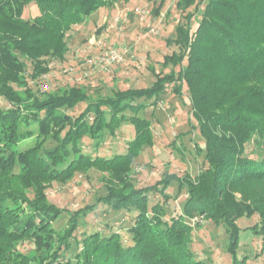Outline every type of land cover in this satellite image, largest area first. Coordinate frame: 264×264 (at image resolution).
<instances>
[{
	"label": "trees",
	"instance_id": "trees-1",
	"mask_svg": "<svg viewBox=\"0 0 264 264\" xmlns=\"http://www.w3.org/2000/svg\"><path fill=\"white\" fill-rule=\"evenodd\" d=\"M120 1L130 0H0V97L8 104L0 109V264H206L189 249L192 228L183 215L196 213L226 227L230 264H249L247 254H237L236 221L257 217L243 231L264 235V0H177L184 23L168 41L177 52L163 56L161 65L170 70L154 73L151 86L108 96L71 87L36 97L27 88L20 57L31 62L29 79L36 82L50 71L49 58L64 59L72 26ZM164 1L152 9L155 15ZM32 2L38 14L26 20L23 12ZM184 85L203 168L194 177L164 174L151 186L136 187L128 175L132 162L154 143L150 120L139 114L156 106L168 87L180 96ZM79 104L84 107L77 116L69 114ZM125 121L134 137L124 153L83 152L82 139L99 146ZM48 140L53 147H46ZM92 168L108 174L106 195L69 212L67 228L55 230L63 209L48 202L45 190ZM172 182L186 196L183 214L165 219V191ZM150 194L162 201L151 203ZM98 203L133 213L128 243L118 232L82 233L79 239V220ZM69 239L77 251L67 257ZM26 240H32L35 254L17 250Z\"/></svg>",
	"mask_w": 264,
	"mask_h": 264
},
{
	"label": "rangeland",
	"instance_id": "rangeland-1",
	"mask_svg": "<svg viewBox=\"0 0 264 264\" xmlns=\"http://www.w3.org/2000/svg\"><path fill=\"white\" fill-rule=\"evenodd\" d=\"M158 1H120L112 7L92 12L81 24L72 26L66 32L67 52L64 59L49 58L50 71L36 82L29 79L31 62L20 57L25 64L23 76L28 83L27 88H32L33 94L40 98L44 92L59 93L71 87H81L92 96H108L116 90L151 86L154 73L169 72L170 66L164 68L161 65L162 58L177 52L176 46L168 41L175 38L176 26L184 23V13L176 8L177 0H165L159 14L155 15L152 9ZM202 9L203 6L200 11ZM37 14V6L32 2L24 9L23 18L30 20ZM197 22L195 18L193 28ZM101 45L120 52L123 61L103 68L92 65V59L103 51ZM15 88L21 92L26 89L23 86ZM7 107V102L0 97V109ZM83 107V104H79L68 112L77 116ZM126 115L129 117L131 114ZM139 115L150 120L154 143L150 147H144L133 160L128 172L133 185L151 186L164 174H187L194 177L202 170L203 153L197 149L202 143L198 138L197 128L193 127L195 122L191 117L185 85L180 96L168 87L156 106H148ZM133 137V127L129 121H125L113 136L106 133L99 146H94L95 141L87 138L82 139L81 145L83 152L91 156L112 157L124 153L126 144ZM53 146L54 142L48 140L46 147ZM249 150L250 148L247 152ZM107 177L106 172L92 168L86 173L76 174L65 184L53 182L45 190L48 202L63 209V213L52 224L53 228L57 231L66 229L69 225V212L92 205L99 197L106 195ZM165 193L169 197L165 204V219L173 214H183L182 205L186 196L178 194L177 183L172 182ZM150 200L155 203L162 201V198L150 194ZM131 216V212H113L109 206L98 203L93 212L79 220V239H82V233L89 235L98 231L102 236H107L118 232L126 244L129 242L127 229L132 222ZM183 218L192 228L189 249L197 260L206 264L231 263L226 247L228 233L224 225L214 226L206 220L204 214L199 213L190 217L183 215ZM256 222L257 217H243L236 221L241 229L237 254H247L249 264H264V235H255L251 230L243 231ZM69 243L71 246L67 257L77 251L72 239H69ZM17 250L31 255L36 253L32 240L20 243Z\"/></svg>",
	"mask_w": 264,
	"mask_h": 264
},
{
	"label": "built area",
	"instance_id": "built-area-1",
	"mask_svg": "<svg viewBox=\"0 0 264 264\" xmlns=\"http://www.w3.org/2000/svg\"><path fill=\"white\" fill-rule=\"evenodd\" d=\"M103 51L100 55L92 59L91 64L100 68L107 67L111 64H118L123 61V56L117 50L101 45Z\"/></svg>",
	"mask_w": 264,
	"mask_h": 264
}]
</instances>
